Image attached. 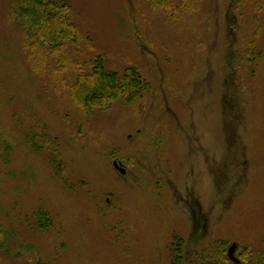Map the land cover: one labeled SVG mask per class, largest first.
<instances>
[{
	"label": "rangeland",
	"instance_id": "obj_1",
	"mask_svg": "<svg viewBox=\"0 0 264 264\" xmlns=\"http://www.w3.org/2000/svg\"><path fill=\"white\" fill-rule=\"evenodd\" d=\"M66 1L83 38L58 76L0 0V264H169L174 237L184 264L219 242L264 264V0ZM98 55L139 69L144 99L78 106Z\"/></svg>",
	"mask_w": 264,
	"mask_h": 264
},
{
	"label": "trees",
	"instance_id": "obj_2",
	"mask_svg": "<svg viewBox=\"0 0 264 264\" xmlns=\"http://www.w3.org/2000/svg\"><path fill=\"white\" fill-rule=\"evenodd\" d=\"M10 1L14 4L15 18L23 29V49L32 71H47V68H51L53 75L60 76L70 64L69 47H77L83 38L70 17L69 4L66 0ZM171 1L151 0V4L158 11H178ZM182 2L186 12L192 10L191 0ZM253 48L252 45L251 50L246 48L245 51L248 64H252L255 59L252 55ZM52 64L53 67H50ZM91 66L89 73L81 72L70 85L72 100L85 112L107 108L116 101H123L128 105L144 99L150 85L139 69L131 67L123 72L109 71L105 68L102 55H98ZM31 147L36 151L42 150L35 142L31 143ZM58 167L62 168L61 165ZM35 217L40 229L46 230L51 226V220L45 212L39 210ZM225 245L224 242H219L214 249L195 251L188 264H232L222 250ZM2 246L0 243V251ZM246 251L248 250L245 248L244 252ZM171 254L169 264H184L183 240L179 237L173 239Z\"/></svg>",
	"mask_w": 264,
	"mask_h": 264
},
{
	"label": "water",
	"instance_id": "obj_3",
	"mask_svg": "<svg viewBox=\"0 0 264 264\" xmlns=\"http://www.w3.org/2000/svg\"><path fill=\"white\" fill-rule=\"evenodd\" d=\"M113 167L116 169V170H119L121 172V174H124V171L121 170L119 167H118V164L117 162H113ZM236 249V244H233L229 249H228V253H227V257L230 261L234 262V263H239V261L233 256V253H234V250Z\"/></svg>",
	"mask_w": 264,
	"mask_h": 264
}]
</instances>
